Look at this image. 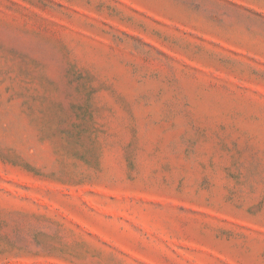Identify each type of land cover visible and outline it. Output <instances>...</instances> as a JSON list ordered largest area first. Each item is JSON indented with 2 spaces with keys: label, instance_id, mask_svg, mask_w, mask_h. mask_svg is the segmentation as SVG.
I'll return each mask as SVG.
<instances>
[{
  "label": "rangeland",
  "instance_id": "374dc122",
  "mask_svg": "<svg viewBox=\"0 0 264 264\" xmlns=\"http://www.w3.org/2000/svg\"><path fill=\"white\" fill-rule=\"evenodd\" d=\"M0 264H264V0H0Z\"/></svg>",
  "mask_w": 264,
  "mask_h": 264
}]
</instances>
